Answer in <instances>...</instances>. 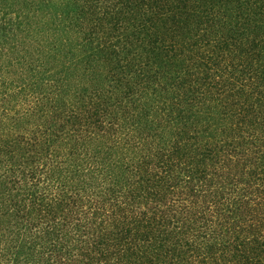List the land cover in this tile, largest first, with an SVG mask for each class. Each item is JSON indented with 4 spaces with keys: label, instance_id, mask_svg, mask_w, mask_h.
Instances as JSON below:
<instances>
[{
    "label": "trees",
    "instance_id": "obj_1",
    "mask_svg": "<svg viewBox=\"0 0 264 264\" xmlns=\"http://www.w3.org/2000/svg\"><path fill=\"white\" fill-rule=\"evenodd\" d=\"M0 264H264V0H0Z\"/></svg>",
    "mask_w": 264,
    "mask_h": 264
}]
</instances>
